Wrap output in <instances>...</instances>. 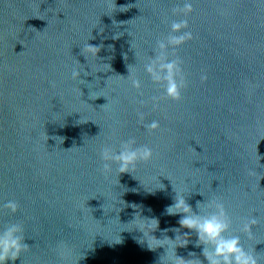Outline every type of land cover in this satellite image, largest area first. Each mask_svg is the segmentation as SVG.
I'll return each mask as SVG.
<instances>
[{
    "label": "water",
    "instance_id": "obj_1",
    "mask_svg": "<svg viewBox=\"0 0 264 264\" xmlns=\"http://www.w3.org/2000/svg\"><path fill=\"white\" fill-rule=\"evenodd\" d=\"M182 7L183 0H0V228L21 224L29 246L9 264H163L164 248L150 250L132 220L137 212L156 218L154 235L174 238L180 216L165 214L174 189L185 190L194 211L197 201L218 197L233 234L255 210V240H241L264 242V3L194 0L191 13L174 14ZM182 19L193 39L169 58L182 61L187 87L181 100L162 98L154 108L163 89L143 65ZM87 43L100 49L97 57L83 53ZM74 69L81 80L71 78ZM152 120L160 127L149 131ZM129 137L153 158L119 177L112 165L106 178L101 148L118 151ZM10 200L15 213L4 206ZM196 239L191 233L177 254L204 261ZM255 251L264 264V243Z\"/></svg>",
    "mask_w": 264,
    "mask_h": 264
},
{
    "label": "clouds",
    "instance_id": "obj_2",
    "mask_svg": "<svg viewBox=\"0 0 264 264\" xmlns=\"http://www.w3.org/2000/svg\"><path fill=\"white\" fill-rule=\"evenodd\" d=\"M264 3V0H261ZM194 0H183V7L174 9L181 12L185 16L193 11ZM187 19L173 21L170 25V33L163 39L157 41L156 49L149 56L147 62L143 65V70L148 74L154 83L159 84L163 89L162 97H152L154 101L153 107H158V101L162 98H170L179 101L182 98V89L187 87V80L183 74L181 67L182 61L179 58L170 59L169 51L174 55L176 48L193 39V34L188 31ZM132 47V46H131ZM99 48L89 45L84 46L83 53L97 57ZM85 56V55H84ZM135 64L131 68L128 65V75L131 77L135 71ZM110 68V65L107 64ZM87 75V72L84 73ZM81 71L74 69L71 73L73 80H81ZM124 77V76H123ZM201 81L207 80V75L202 74ZM131 86L140 89L141 80L138 78L131 79ZM143 103V101H141ZM139 119L143 121V114H138ZM149 131L157 130L160 127L158 120H152L144 125ZM153 149L147 145L137 146L136 139L129 137L119 142V150L117 151L111 145L105 144L100 150V159L102 167L100 171L107 178L113 173L112 165H116L115 172L118 177L123 173H132L136 170L139 162H148L153 158ZM119 184V180H117ZM161 184V183H160ZM164 187V186H163ZM157 187L155 189H162ZM154 189V190H155ZM153 190V191H154ZM135 191V189H133ZM149 191V192H153ZM184 189H174L175 196L173 203L166 207L165 214L174 216L179 215V227L173 228L171 231L175 234L174 238L163 234V238H157L154 233L159 228V221L156 218H148L142 216L139 212L135 213L132 221L139 219L140 223L134 230L142 233V239L150 250L164 248L165 258L163 264H262L259 254L255 251V245L264 243L256 241L252 247H246L241 240V235L246 236L248 241H254V229L259 226L258 213L253 210L244 218L238 229L240 234H233L232 220L226 211L224 203L218 198H212L207 202L197 201V211L187 202ZM200 195H202L200 193ZM203 196V195H202ZM122 201V200H120ZM119 205H124L119 204ZM11 212L15 213L18 204L15 201H8L5 205ZM134 209L138 206L131 205ZM115 211L119 216L120 207H115ZM181 229H187L181 232ZM169 231L163 230L164 233ZM195 233L197 239L195 244L201 247V255L204 257L202 261L194 252H189L190 258H184L177 254L178 248H184L189 243V236ZM25 234L23 226L19 223H9L0 228V264H9L15 262L22 253L29 251V246L24 242Z\"/></svg>",
    "mask_w": 264,
    "mask_h": 264
}]
</instances>
